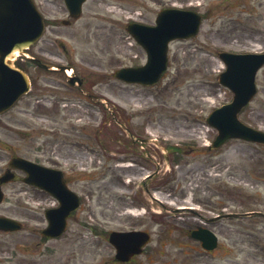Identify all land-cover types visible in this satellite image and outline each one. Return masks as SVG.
I'll return each instance as SVG.
<instances>
[{
    "label": "rangeland",
    "instance_id": "1",
    "mask_svg": "<svg viewBox=\"0 0 264 264\" xmlns=\"http://www.w3.org/2000/svg\"><path fill=\"white\" fill-rule=\"evenodd\" d=\"M105 1L107 8L98 10L110 16L113 12L108 4L113 0ZM120 3L122 9L129 11H117L114 17L102 20H81L72 27L59 25L56 28L59 33H55L56 29L51 25L38 46L52 52L57 59H67L83 66L84 71L105 72L107 78L104 81L108 82V86L101 92L116 101L122 113L112 116L101 114L96 110L101 109L97 107L86 109L79 105L78 95L72 97L74 104L70 106L72 110L69 115H65L67 108L54 102L48 104L51 110H48L47 116H33L26 112L23 103L3 116L11 129L4 130L9 135L7 139L0 132V155L6 156L3 147L8 141L10 146L27 158L37 157V147L45 146L49 149L47 155L56 161L50 154L51 148L58 141L69 143L71 126L81 124L77 122L71 125L69 119L72 118L74 121L82 118L90 122L95 120L97 123L94 125L102 122L103 133H107L113 148H117L119 131L124 129V124L131 125L133 130L137 126L145 138L157 139L156 145L148 144L154 148L156 167L161 170L153 183L156 184L158 200L169 208L168 211L179 205L190 206L196 202L197 208H209L211 213H208V217L217 214L220 210L216 208L224 205L230 207L228 210L232 212L248 210L260 211L261 214L248 215V219L222 221V226H219L222 229L219 231L229 230L225 226L230 224L232 239H223L219 250L213 253L214 256H206L195 252L197 243L185 236L189 226L199 224L198 218L179 212L172 215L159 201L153 204L149 199H144V203L142 198H139L140 206L145 207L147 213L142 212L139 217H133L123 212L121 197H127L137 190L118 187L120 175L126 179L127 184L129 182V178L120 174L126 167L112 164L115 169L119 167V174L106 177L105 172H102V164L90 161L89 167L97 169L81 177L92 178V181L87 182L90 186L86 182H78L75 186L81 192L88 190L86 203L92 207L94 217L108 220L107 228L121 229L131 225L138 230L147 229L153 234V242L148 250L152 255L140 256L134 264H264V146L231 140L219 152L204 147L217 135L208 126L206 118L233 97L232 92L218 81L224 70L219 53H247L253 47L260 48L258 52L264 51V0H125ZM156 4H178L184 7L197 5L198 11L206 18L199 36L189 41L178 40L172 43L166 77L154 88L124 85L113 80L110 75L114 69L146 61L145 51L134 43L127 32V24L131 20L129 17L142 15V12H145L143 18L140 16L142 22L154 23L155 11L152 9H156ZM42 75L63 81V76L59 74ZM256 82L258 93L240 118L248 125L264 131V68L258 73ZM85 96L82 99L89 100ZM87 114L89 116H84ZM100 128L93 127L89 131L94 134ZM171 144L173 148H178L177 157L180 160L173 159L174 149H165ZM42 158L50 161L43 154ZM5 160L7 158L0 159V168ZM61 162L67 171L73 168ZM48 163L52 166L55 164ZM135 167L142 170L144 164L140 161ZM14 186L16 189H25L27 193L16 197L8 191L7 199L0 206V215L33 219L36 222L29 221L28 226L33 228L32 231L14 236L0 235V264H35L23 255V251L18 256H13L9 251L13 245L21 246L26 237L28 247L33 249L43 227L41 213L35 206H39L38 202L51 201L47 200L46 195L34 188H26L20 182L11 187ZM26 201L34 209H25L20 205ZM69 240L60 241V256H44L39 264H117L113 263L115 252L110 244L101 242L98 250L92 249L87 256H73ZM52 244L49 243L50 246Z\"/></svg>",
    "mask_w": 264,
    "mask_h": 264
},
{
    "label": "water",
    "instance_id": "2",
    "mask_svg": "<svg viewBox=\"0 0 264 264\" xmlns=\"http://www.w3.org/2000/svg\"><path fill=\"white\" fill-rule=\"evenodd\" d=\"M7 4L5 2L0 5V112L10 108L17 98L28 90L29 85L27 76L18 70L12 69L9 59L13 58L14 53L19 52L22 54L23 49L35 42L42 35L44 29L42 20L39 21V26L29 23L34 18V9L30 0H22L19 5L8 0ZM160 18L159 24L161 23L162 27L157 29L137 25L130 26V31L148 50L150 59L143 72L128 70L122 73V76L126 79L136 78L140 74H146V72L148 76H158L166 67V45L168 41L173 38L193 35L200 26L199 17L191 13L168 11L162 14ZM159 37H162V40L155 43L154 41ZM222 57L228 64V70L221 76L220 80L221 83L229 86L235 92V101L233 104L216 111V117L213 116L209 121L214 125H218L225 132L234 130L242 136L264 142V134L249 130L236 119V115L242 106L255 93L256 71L264 63V58L249 56L248 59L243 57L234 58V56L225 54ZM229 136L231 135L226 134L225 138L222 136L218 142H223ZM14 165L23 167L30 172L28 182L57 194L56 190L53 189L54 187L46 181L47 178L33 170V165L25 163L21 159H15ZM1 200L2 194L0 193V202ZM18 228L19 225L15 221L0 218V229L16 230ZM120 236L123 237L120 241L114 238L118 237L117 235L113 236L112 242L122 249L120 250V256L125 257V260L129 259L130 255L139 253L140 248L148 240L147 234L141 232L126 233Z\"/></svg>",
    "mask_w": 264,
    "mask_h": 264
},
{
    "label": "flooded vegetation",
    "instance_id": "3",
    "mask_svg": "<svg viewBox=\"0 0 264 264\" xmlns=\"http://www.w3.org/2000/svg\"><path fill=\"white\" fill-rule=\"evenodd\" d=\"M35 2L37 3L38 7L40 8L41 12H44V5H42L44 2L43 0H35ZM58 2V0H46L45 1V4L47 5H52L53 3H56ZM94 2V4L92 5V7H90V5ZM92 3H90L88 9L90 11H94V10H97L98 8V5L100 4V1L99 0H93ZM59 10V9H58ZM91 14H97L95 12H92L90 14H87L88 16L91 15ZM88 18V17H87ZM89 18H98V17H95V16H91ZM35 69H37L35 67ZM35 74H37V70H35ZM33 80H32V96L28 98V105L35 108V111L38 112L39 114L43 112V105H36V102H39L38 100H34V96H37L39 95V93L41 92L42 93H47L49 95H52V96H55V91H54V87L53 86H47V87H44L42 86V81H43V78L40 77L39 75H33ZM76 132V131H75ZM4 133V137L7 139V137H9V135L6 133V132H3ZM77 145H80L78 146L77 148H80V149H76V150H73L71 152V149L72 148H75V146H73L72 144L74 143H69V144H63V143H58V147L56 148V155L57 157H60L62 159H69V160H73V161H85L87 159V152L85 150L82 149L83 146L86 145V142L85 141H80L79 143L76 141ZM126 148L124 151H121L118 153V154H122V153H125V158L124 160L127 161V160H133V159H136L137 156L134 155L135 154V151H134V147H132L131 145H135L136 143L134 141H128L126 142ZM131 144V145H130ZM5 148V155H0V159H5L7 158L6 160V165L5 167L2 169L3 172H1L3 175L4 173H6L7 171L10 170V162L12 160V158H14L15 156H18L17 154H13L12 153V146H10L9 144L6 143V146L4 147ZM144 155L147 157L145 159V162H146V165H147V168L148 170L151 169V166L152 164H150V161L152 162V158H151V155H152V150L151 149H147L146 152H144ZM103 158L105 159L106 162H108V159L107 157H104ZM126 172L123 173L124 176H128V177H135V176H139L142 172L137 170V169H127L125 170ZM71 173H75L73 170L71 171ZM109 175H115V172L113 170V168L111 167H107L106 169V176H109ZM149 177V176H148ZM147 177V178H148ZM65 178H66V181L69 183V184H72L74 183L76 180H69L68 178V175L65 174ZM22 180V178L19 176V173L16 174V177L13 181L7 183L6 185H4V189H6L9 185H11L12 183L14 182H17L18 180ZM154 177L153 178H148L146 181L148 184H151L152 181H153ZM119 184L122 185V180H120ZM146 185V182L144 183ZM24 189H22L23 191ZM148 191H150V189H148ZM27 211V210H26ZM221 234H225L228 238H231V234L229 232H226V231H221ZM47 240H50L49 238H46ZM79 243H81V241L83 239H81V236L78 235L77 237ZM79 248H81V246H79ZM82 255V254H80Z\"/></svg>",
    "mask_w": 264,
    "mask_h": 264
},
{
    "label": "bare ground",
    "instance_id": "4",
    "mask_svg": "<svg viewBox=\"0 0 264 264\" xmlns=\"http://www.w3.org/2000/svg\"><path fill=\"white\" fill-rule=\"evenodd\" d=\"M191 132H194V130H192Z\"/></svg>",
    "mask_w": 264,
    "mask_h": 264
}]
</instances>
